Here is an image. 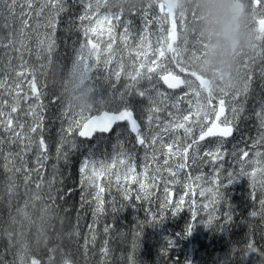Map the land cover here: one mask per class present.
Segmentation results:
<instances>
[{
	"label": "trees",
	"instance_id": "obj_1",
	"mask_svg": "<svg viewBox=\"0 0 264 264\" xmlns=\"http://www.w3.org/2000/svg\"><path fill=\"white\" fill-rule=\"evenodd\" d=\"M153 2L154 0H140L133 4L130 0H105L107 8L123 11V15L119 22H114L116 27L113 34L117 37L114 48L118 49L116 56L107 67L101 62L94 69V83L84 78L72 64L84 42L78 19L83 8L78 0H65V11L57 16L54 34L49 28L35 27L22 36L18 16H7L4 11H0V36L5 37L3 45H0V79L11 84L16 79L14 72L20 71L22 64L27 72L36 76L38 91L46 93L41 98L44 105L42 131L49 146V159L45 161L43 168L32 170L36 167L35 152H27L22 157L13 159L16 153L21 152L22 145L13 143L10 135L0 128V141H3L0 144V264H12L17 254L25 258V264L33 257L38 259L39 264H65L67 258H71L74 264H264V211L260 205V200L264 199V188L260 186L259 179L255 187L253 182L242 185L246 183L245 176L238 177L242 179V183L223 186L220 191L224 194V199L214 206L210 205V212L207 213V219H215H211L200 231L201 220L198 219L201 200H196L198 195L191 197L198 202L194 206L198 210L196 221L191 219L193 206H190L188 196L178 214L173 215L171 209L166 210L161 221L159 200L156 198L161 190H155L149 200H136L138 185L135 184L131 185L132 199L125 201L114 183L111 193L104 194L107 211L99 217L94 218L92 205L82 203L79 169L86 157L110 162L117 144V133L124 140V151L134 156L137 172L142 171L145 151L135 143L134 135L125 139L122 130L127 128L126 123L116 125L110 133H96L91 139L77 135L75 138L78 147L72 150L65 145L63 150L67 152V158L61 155L57 159L56 148L64 135L63 130L67 129L76 113L83 110L87 115V111L93 107L91 114H96L97 110L110 109L119 101L120 93L125 92L128 80L124 72H121L119 80L114 73L121 60L125 70H131L129 51L134 55L135 49L125 48L120 41L123 26L127 24L130 37L138 41V34L145 29L146 24L140 9ZM0 9H3V5H0ZM130 11L133 12L129 14ZM153 12H158V9L148 10V20L152 22L148 24L146 33L148 39L155 44L161 25L153 19ZM31 15L29 14L30 27L46 24L43 17L32 20ZM188 16V27L192 30L194 26L196 37L201 42L197 51L199 56H204L207 48L200 33L199 20L189 12ZM169 25H164V28L169 29ZM98 30L104 33L103 39L106 40L108 26L102 23ZM46 34L53 36L55 48L50 55L38 58L40 48L37 36L43 40ZM187 38L188 47L191 48L194 34L190 31ZM127 43L132 44L133 40L130 38ZM253 65H256L257 72L254 71L249 92L238 96L239 104L244 107V112L235 124V135L239 140L228 144L224 160L233 149H238L237 144L247 146L257 136L258 121L254 112L264 102V78L260 76L259 57ZM24 87L27 89V84ZM139 87L148 88L149 84L145 80ZM159 87L168 93L177 92L168 90L162 81ZM82 90L91 96L92 102L87 106L81 100ZM4 95L10 99L7 93ZM125 99L133 108L143 129L147 100L128 93L125 94ZM30 102L22 101L21 107L26 110ZM189 107L186 105L182 108L185 114ZM159 115L164 120L167 111H162ZM19 116L21 122L31 120L23 112ZM177 135L183 139V130H179ZM164 139L168 140V136L165 135ZM10 153L12 156L6 162L4 156ZM21 159L25 161L24 171L17 173L14 167L21 166ZM232 169L240 170L232 167L229 171L233 172ZM191 171L194 175L203 173L207 177L212 173L207 164L199 169L193 167ZM104 179L101 178L98 182L103 183ZM182 191L186 190L180 185L174 187L175 195ZM113 200L118 209L116 212L112 211ZM253 211L257 213L256 216L251 215ZM151 213L156 214L155 221ZM225 213H230L231 220L226 219ZM190 223L193 230L190 235L184 236L185 228ZM105 226L109 229L107 233L104 232ZM169 239L174 241V247L168 248L165 255L162 250L167 247ZM249 244L256 251H250ZM104 247L108 249L106 256L101 253Z\"/></svg>",
	"mask_w": 264,
	"mask_h": 264
},
{
	"label": "snow or ice",
	"instance_id": "obj_2",
	"mask_svg": "<svg viewBox=\"0 0 264 264\" xmlns=\"http://www.w3.org/2000/svg\"><path fill=\"white\" fill-rule=\"evenodd\" d=\"M78 3L83 8L78 19L81 22L80 28L84 42L72 64L84 78L94 83V69L98 68L101 62L107 67L116 56L118 49L114 48L117 42V37L113 34L116 27L114 22L120 21L123 11L107 8L105 0H78ZM0 5H3V9L0 11H4L7 16H18L19 31L22 36L25 32L33 31L35 27L49 28L54 34L57 16L65 11V0H0ZM241 7L249 19V50L252 55L243 54V58L247 56V60L242 58L243 62L240 67L243 71H240L239 83L231 95L233 104L230 108L231 118L225 115L226 98L229 93L220 90L218 91L219 95H216L217 91L213 90L207 79L192 69L193 63L199 58L200 53L197 51V46L201 42L196 37L195 30L192 29L194 40L191 48L188 47V17L185 11L177 8L175 0H154L153 3L140 9L146 24L145 29L138 34V41L136 38L130 37L128 25L123 26V35L120 37V41L125 48L135 49L134 55L129 51L131 58L129 68L131 70L126 71L121 60L118 70L114 73L115 78L119 80L121 72H124L128 80L125 92L120 93L119 101L110 109L97 110L96 114H91L93 107L87 111L89 113L87 115L83 110L76 113L69 121L67 129L63 130L64 135L61 137L60 145L56 148L57 159L61 155L66 159L67 152L63 150L64 146L67 145L70 149L75 150L78 147L75 138L77 135L91 138L96 132L110 133L114 126L125 122L127 128L122 130L125 133V139L134 134L135 143L144 149V163L142 171L139 173L134 156L124 151V140L120 139V133H117V144L110 162L85 158L79 169L83 193L81 200L82 203L93 206L94 218L107 211L104 194L111 193L114 183L125 201L132 199V184L138 185L136 200H149L155 194V190L160 189L161 194L156 198L159 200L161 221L166 210L171 209L173 215L178 214L181 211V206L185 203L186 196L189 197L190 206H193L191 219L196 221L198 210L194 206L198 202L191 197L198 195L205 200H209L211 197L209 203L200 205L203 209H207L209 204L216 205L224 199V194L220 191L224 186V179L228 184H231L238 177L248 176L253 182V187L256 186L259 179L260 186L264 188V152L256 150L252 159H241V156L249 157V152L244 148L233 149L228 154L235 158L240 165L239 172L227 171L223 164L224 145L227 143V138L233 134L241 113L244 112L243 105L238 102V96L246 95L249 92L255 74L252 65L255 64L257 57L261 59L260 76L264 78V0H242ZM17 8L19 13H17ZM153 8L158 9V12H153V19L161 25L160 35L155 44L148 39L146 33L148 24L152 22L148 20V10ZM133 11H130L129 14ZM29 14H32V20L43 17L46 24L30 27ZM177 17L180 27L185 33L180 44L176 43L178 38ZM102 23L108 26L106 40L103 39L104 33L98 30ZM167 24H170L171 27L166 30L164 25ZM130 38L133 40L132 44L127 43ZM4 39L5 37L0 36V45H3ZM37 44L40 48L38 58L50 55L55 48V40L50 34H46L43 40L37 36ZM175 69H178V73ZM14 76L16 79L11 84L5 79H0V90H2L0 91V128L10 135L13 143L22 145L21 152L16 153L13 159L34 151L36 167L32 170H39L49 159V146L42 131L44 105L41 98L46 93L38 91L36 76L27 72L23 64L20 71L14 72ZM29 76L31 79H28ZM109 78L105 77V79ZM145 80L149 87L142 89L139 85ZM161 81L167 85L168 89L172 90L181 89L183 86L196 98L194 105L192 100L188 101L190 107L186 114L181 108L184 98L175 93L162 91L159 87ZM25 84H27V89L24 87ZM188 92H185L184 96H187ZM5 93L10 99L5 98ZM126 93L135 94L147 100V107L144 110L146 123L143 129L134 116L133 108L125 99ZM25 100L31 101L26 110L21 107L22 101ZM214 100L218 101V104H214ZM162 111H167V117L164 120H161L159 115ZM20 112H23L26 117L30 116V122H21ZM254 116L258 121V128L257 136L251 143L253 149H257L264 147V103L260 105L259 110L254 112ZM181 129L183 130V139L177 135ZM165 135L168 136V140L164 139ZM69 137L71 138L69 139ZM2 143L3 141H0V144ZM10 156H12L11 153L4 156V160L7 162ZM20 163V167H14V171L17 173L24 171L25 161L21 159ZM205 164L212 167L210 178L204 176L203 173L199 175L192 173L193 167L199 169ZM248 166H252L251 172L248 171ZM224 171H227L226 177L223 176ZM101 178H105L103 183L98 182ZM25 179H28L27 172ZM176 185H180L186 191L178 192V199L173 201L172 192ZM111 203L112 211H118L114 206L115 200ZM260 205L264 211V199L260 200ZM213 210L216 209L213 208ZM151 215L155 221L156 214L151 213ZM251 215L256 216L257 213L253 211ZM225 217L227 220H231L230 213H225ZM211 219H215V217H211ZM192 230L193 225L190 223L185 228L184 236L190 235ZM108 231V227L105 226L104 232ZM172 247H174V241L169 239L167 247L162 250L163 253L166 255L167 249ZM248 249L256 251L251 244L248 245ZM101 253L106 256L108 249L102 248ZM17 260L19 264H25V258L22 255L17 254L12 264H17ZM27 264H39V262L37 258L33 257ZM65 264H74V261L67 258Z\"/></svg>",
	"mask_w": 264,
	"mask_h": 264
},
{
	"label": "clouds",
	"instance_id": "obj_3",
	"mask_svg": "<svg viewBox=\"0 0 264 264\" xmlns=\"http://www.w3.org/2000/svg\"><path fill=\"white\" fill-rule=\"evenodd\" d=\"M139 3L140 0H130ZM242 0H177L176 6L187 9L199 20L202 39L207 43L201 62H206V75L213 90L225 92L239 83L241 61L250 44L249 19L241 7ZM199 71V68H197ZM224 76L220 79L216 73ZM85 106L91 96L82 90Z\"/></svg>",
	"mask_w": 264,
	"mask_h": 264
},
{
	"label": "rangeland",
	"instance_id": "obj_4",
	"mask_svg": "<svg viewBox=\"0 0 264 264\" xmlns=\"http://www.w3.org/2000/svg\"><path fill=\"white\" fill-rule=\"evenodd\" d=\"M246 60V59H245ZM252 68L254 69V71H256V69L257 68H255V67H253L252 66ZM241 71H243V69H241ZM186 92H188V90H186ZM228 92H231V93H229V96H228V98H230L231 97V95L235 92V89H233V90H231V91H228ZM180 93H183V92H180ZM229 105H230V108H231V106H233V104L229 101ZM230 108H229V110H228V114H227V116H229V117H231L232 115H231V111H230ZM259 151H261V152H264V147H259V149H258ZM254 153V152H253ZM253 153H249L250 155H249V157H247V159H252L253 158ZM241 159H244L242 156H241ZM246 159V158H245ZM223 164H224V169H226L227 171H229L232 167L234 168V169H238V168H240V165L237 163V161H236V159L235 158H231V157H227L225 160H223ZM230 166H231V168H230ZM208 169L209 170H211L212 169V167L211 166H209L208 165ZM233 170V169H232ZM227 171H224L223 172V176L224 177H226L227 176ZM240 170H238V171H234L233 170V172H239ZM248 171L249 172H251L252 171V166H248ZM204 176H206L205 174H203ZM207 177V176H206ZM210 178V177H209ZM245 181H246V183H242V179H236L235 181H233L232 183L233 184H238V183H242V185L243 186H246V184H251V182H252V180L248 177V176H245ZM227 182V180L226 179H224V181H223V184H224V186L225 185H229L228 183H226ZM207 186V185H206ZM201 198V197H200ZM198 198H196V200H197ZM210 199H212L211 197H209V200ZM201 200V203H200V205H202V204H205V203H209V200H205V199H203V198H201L200 199ZM210 205L211 204H209V207H210ZM209 207L207 208V209H203V208H201V213L199 214V219L198 220H201V224H200V227H199V229L198 230H200V231H202L203 229H204V225L206 226V224L209 222V219H207V213H209L210 212V210H209Z\"/></svg>",
	"mask_w": 264,
	"mask_h": 264
},
{
	"label": "water",
	"instance_id": "obj_5",
	"mask_svg": "<svg viewBox=\"0 0 264 264\" xmlns=\"http://www.w3.org/2000/svg\"><path fill=\"white\" fill-rule=\"evenodd\" d=\"M175 3H176V2H175ZM206 79H207V78H206ZM207 81L209 82V79H207ZM166 86H167V85H166ZM134 116H135V114H134ZM135 117H136V116H135ZM137 120H138V119H137ZM138 122H139V120H138ZM121 123H122V122H121ZM139 123H140V122H139ZM94 134H95V133H94ZM94 134H93V136H94ZM93 136H92V137H93ZM92 137H91V138H92ZM82 138H83V137H82ZM91 138H84V139H91Z\"/></svg>",
	"mask_w": 264,
	"mask_h": 264
},
{
	"label": "flooded vegetation",
	"instance_id": "obj_6",
	"mask_svg": "<svg viewBox=\"0 0 264 264\" xmlns=\"http://www.w3.org/2000/svg\"><path fill=\"white\" fill-rule=\"evenodd\" d=\"M179 38H177V40H178ZM216 75H218V72L216 73ZM220 79H222L223 77L222 76H220L219 77ZM214 104H215V102H214ZM217 104H218V102H217ZM227 115V114H226ZM229 118H231V117H229ZM245 158V157H244Z\"/></svg>",
	"mask_w": 264,
	"mask_h": 264
}]
</instances>
